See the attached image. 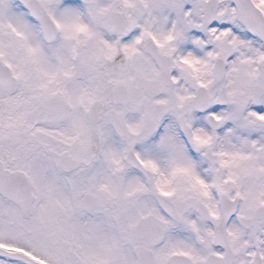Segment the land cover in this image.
Listing matches in <instances>:
<instances>
[{
    "label": "snow or ice",
    "instance_id": "6c2138e0",
    "mask_svg": "<svg viewBox=\"0 0 264 264\" xmlns=\"http://www.w3.org/2000/svg\"><path fill=\"white\" fill-rule=\"evenodd\" d=\"M0 264H264V0H0Z\"/></svg>",
    "mask_w": 264,
    "mask_h": 264
}]
</instances>
